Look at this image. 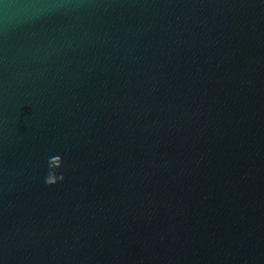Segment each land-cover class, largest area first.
<instances>
[{"label": "water", "instance_id": "95a60500", "mask_svg": "<svg viewBox=\"0 0 264 264\" xmlns=\"http://www.w3.org/2000/svg\"><path fill=\"white\" fill-rule=\"evenodd\" d=\"M0 264H264V0H0Z\"/></svg>", "mask_w": 264, "mask_h": 264}, {"label": "clouds", "instance_id": "9594fccd", "mask_svg": "<svg viewBox=\"0 0 264 264\" xmlns=\"http://www.w3.org/2000/svg\"><path fill=\"white\" fill-rule=\"evenodd\" d=\"M63 167V158L60 155L52 156L48 159V174L45 177V183L55 185L64 180L63 174H57V170Z\"/></svg>", "mask_w": 264, "mask_h": 264}]
</instances>
